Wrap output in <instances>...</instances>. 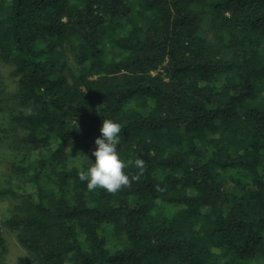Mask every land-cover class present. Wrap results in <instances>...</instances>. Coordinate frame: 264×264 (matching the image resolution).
I'll return each instance as SVG.
<instances>
[{"label":"trees","instance_id":"16d2710c","mask_svg":"<svg viewBox=\"0 0 264 264\" xmlns=\"http://www.w3.org/2000/svg\"><path fill=\"white\" fill-rule=\"evenodd\" d=\"M0 58L16 264H264V0H0ZM104 119L123 125L115 193L79 179Z\"/></svg>","mask_w":264,"mask_h":264},{"label":"rangeland","instance_id":"374dc122","mask_svg":"<svg viewBox=\"0 0 264 264\" xmlns=\"http://www.w3.org/2000/svg\"><path fill=\"white\" fill-rule=\"evenodd\" d=\"M201 25V34L211 39L208 19H204ZM64 56L65 65L62 67V72L66 75L69 70L77 68V65L70 50L66 49ZM13 69L12 62L0 58V232L5 245L0 261L5 264H16L20 257L27 255L26 250L17 242L15 232L9 230L4 224V220L13 213V202L10 195L1 193V190L9 185L19 184L11 168L18 151L24 148L23 144L19 143V134H14L10 130V114L20 110L17 97L18 77L13 73ZM16 146L23 147L18 149L19 147ZM73 150V157L76 160H84V155L78 149L71 151Z\"/></svg>","mask_w":264,"mask_h":264},{"label":"clouds","instance_id":"9594fccd","mask_svg":"<svg viewBox=\"0 0 264 264\" xmlns=\"http://www.w3.org/2000/svg\"><path fill=\"white\" fill-rule=\"evenodd\" d=\"M122 129L123 125L117 121L102 120L100 135L95 138L96 147L92 150L95 160L88 158L91 163L79 173V179L86 182L89 191L103 188L110 193H115L122 186H127L130 183V177L124 171L127 164L120 158L118 152ZM135 164L139 170H143V160L138 159Z\"/></svg>","mask_w":264,"mask_h":264}]
</instances>
